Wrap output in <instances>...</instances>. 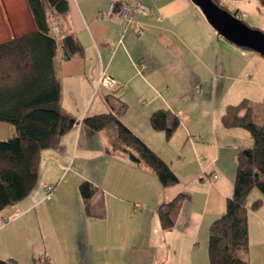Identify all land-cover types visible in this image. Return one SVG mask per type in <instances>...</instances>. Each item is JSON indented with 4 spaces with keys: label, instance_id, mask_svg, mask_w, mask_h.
Here are the masks:
<instances>
[{
    "label": "crops",
    "instance_id": "0c3cea01",
    "mask_svg": "<svg viewBox=\"0 0 264 264\" xmlns=\"http://www.w3.org/2000/svg\"><path fill=\"white\" fill-rule=\"evenodd\" d=\"M111 1L67 0L62 24L51 23L58 42L66 29L83 49L67 60L60 49L53 57L61 111L77 123L57 147L42 151L29 194L0 211V258L16 264H209V226L225 211L241 151L252 139L241 127L222 125L227 104L221 112L200 104L212 91L215 99L217 87L222 91L242 68L264 66V59L226 45L191 0H140L147 6V14H135L142 35L106 16ZM33 29L26 0H0V43ZM142 61L144 68L135 65ZM103 66L121 88L96 86ZM109 92L125 103L120 122L169 165L176 184L164 187L126 154L106 152L107 131L83 122L108 112ZM160 109L178 118L169 137L150 124ZM81 181L96 188L91 211L102 216L87 214ZM49 184L54 190L47 195ZM177 195L174 225L163 231L156 209ZM258 198L256 210L247 203L248 264H264V201ZM251 219L261 233L253 241Z\"/></svg>",
    "mask_w": 264,
    "mask_h": 264
},
{
    "label": "trees",
    "instance_id": "16d2710c",
    "mask_svg": "<svg viewBox=\"0 0 264 264\" xmlns=\"http://www.w3.org/2000/svg\"><path fill=\"white\" fill-rule=\"evenodd\" d=\"M223 7L220 0H213ZM34 29L0 43V121L12 124L14 132L0 140V211L23 199L33 189L43 150L55 148L63 134L77 121L63 114L60 106V86L53 72V57L69 59L81 54L82 46L72 31L66 29L58 42L50 35L51 23L62 24L68 13L67 0H26ZM264 8V0H259ZM231 13V12H230ZM237 16V13H232ZM244 21L242 18L237 16ZM245 22V21H244ZM109 110L87 116L83 122L92 130L107 131L108 153H123L137 164L150 169L162 186L177 183L169 165L119 120L125 107L119 95L104 96ZM251 101L243 98L225 106L221 123L226 128L246 129L252 145L241 151L233 179L232 195L226 200L225 211L211 222L208 229L209 264H248V206L252 189L264 196V111L262 121H255ZM153 129H164L169 137L178 126V118L166 110L150 115ZM88 215L92 213L90 199L96 188L88 181L78 186ZM177 195L156 209L163 231L172 229V210ZM262 204L260 198L250 204L253 210ZM0 264H16L13 259L0 258Z\"/></svg>",
    "mask_w": 264,
    "mask_h": 264
},
{
    "label": "rangeland",
    "instance_id": "374dc122",
    "mask_svg": "<svg viewBox=\"0 0 264 264\" xmlns=\"http://www.w3.org/2000/svg\"><path fill=\"white\" fill-rule=\"evenodd\" d=\"M220 3L222 4V6H224V8L227 11L231 13L236 12L237 15L244 13L245 16L240 17V18H242L246 24L264 32V8L260 4L259 0H220ZM214 32H215V35L220 37V39H222L223 41H226V45H228L229 43L230 45L234 46L235 49L242 51L244 54L245 53L246 54L256 53L260 55L261 58L263 57L261 56V54L257 53L256 51L252 49L236 46L235 44L229 42L228 40L220 36L215 30ZM227 61L228 59L226 58V60L222 62L225 63ZM250 69H251L250 65L246 66L242 68L241 72L239 73V75L236 77L235 80L233 81L227 80L230 84H227L223 87L222 91L224 92L218 90L219 87H217V90L215 91L216 93L215 99L212 98L213 91L210 92L211 97L208 98V103L203 102L202 104H200V108L201 109H208V108L212 109L213 106L215 105V108L217 109V111L221 112L223 107L226 104L237 103L238 101L246 97L247 99L251 101L254 107L255 121L261 122L263 118L262 113L264 111V66H262L258 62L255 65V67L251 69V72H250ZM244 131L247 132L246 129H244ZM13 132H14V129L11 123L0 121V140L6 139L11 134H13ZM197 162L200 163V161H197ZM258 195L263 197V201H264L263 194L258 189L254 188L252 189V191L250 192L247 198V203L250 204L254 200L258 199ZM6 209L7 207L1 210V212L2 213L5 212ZM261 213H262L261 219L264 223V210H262ZM10 219H12V217ZM249 222H250L249 225H250V230H251L249 239L253 241L255 239V235H257V237H260L261 233L259 231V227L253 223L252 219L249 220ZM159 231L161 230L159 229ZM161 253H164V251H161Z\"/></svg>",
    "mask_w": 264,
    "mask_h": 264
},
{
    "label": "water",
    "instance_id": "95a60500",
    "mask_svg": "<svg viewBox=\"0 0 264 264\" xmlns=\"http://www.w3.org/2000/svg\"><path fill=\"white\" fill-rule=\"evenodd\" d=\"M205 16L209 25L236 46L246 47L264 57V32L249 26L213 0H191Z\"/></svg>",
    "mask_w": 264,
    "mask_h": 264
},
{
    "label": "built area",
    "instance_id": "2783aa9c",
    "mask_svg": "<svg viewBox=\"0 0 264 264\" xmlns=\"http://www.w3.org/2000/svg\"><path fill=\"white\" fill-rule=\"evenodd\" d=\"M147 14V6L143 4L140 0H112L108 6L107 11L105 12L108 17H115L124 22V30L130 29L133 30L136 35H142L143 30L140 25L135 23V14ZM239 17H244V13L237 15ZM135 65L141 66L144 68L146 64L142 62L135 63ZM96 86L101 85L109 90H115L121 88L120 85L115 79H113L106 71V67H101L99 76L96 80ZM54 190V185L49 184L46 187V194H50ZM7 219L6 221H8Z\"/></svg>",
    "mask_w": 264,
    "mask_h": 264
}]
</instances>
